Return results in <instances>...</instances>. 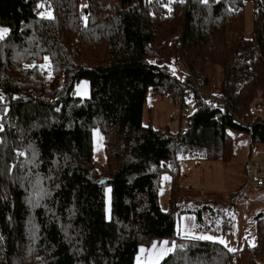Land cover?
<instances>
[{"label": "trees", "instance_id": "16d2710c", "mask_svg": "<svg viewBox=\"0 0 264 264\" xmlns=\"http://www.w3.org/2000/svg\"><path fill=\"white\" fill-rule=\"evenodd\" d=\"M246 1L0 0L9 26L0 38V111L8 112L0 120V264H137L139 246L162 238L176 245L158 264L264 261L262 216L256 241L233 252L177 233L178 188L169 210L158 192L163 172L175 181L186 156L231 158L234 128L264 143V115L247 123L257 97L264 108V0H252V35ZM84 77L90 93L77 95ZM151 88L181 105L192 93L186 127L143 123ZM95 125L104 132L102 165Z\"/></svg>", "mask_w": 264, "mask_h": 264}, {"label": "rangeland", "instance_id": "374dc122", "mask_svg": "<svg viewBox=\"0 0 264 264\" xmlns=\"http://www.w3.org/2000/svg\"><path fill=\"white\" fill-rule=\"evenodd\" d=\"M85 1V0H83ZM48 14L51 10H47ZM9 30V26L0 23V37ZM245 31L252 35L254 31V3H245ZM182 64H172V70L182 76ZM171 70V71H172ZM219 81V76L216 78ZM74 93L86 96L90 93V80H79L74 86ZM190 93V94H189ZM186 104L181 105L169 93L155 92L149 89L143 109V123L156 128H169L178 132L186 127L188 116L195 108V100L189 92ZM260 96L252 105L254 115H264ZM1 113V111H0ZM234 153L231 158H197L186 156L180 160L179 173L174 181L173 174L166 170L159 185L161 207L169 210L171 193L178 188L176 199L179 215L176 218V231L181 235L193 237H212L229 249H238L247 242L256 241L258 216L264 218V189L249 191L248 198L239 197L242 186L248 183L247 157L264 160V143L250 142L249 132L234 128L231 130ZM93 155L97 165L107 160L104 132L99 125L93 127ZM106 192V214L111 213V185ZM204 204L212 208L203 209ZM164 242H167L166 244ZM155 245V248L153 247ZM176 242L168 238L157 239L151 244H141L136 255V263L158 264L160 260L174 249ZM143 249V251H141ZM164 255L161 257V251ZM264 264V261L261 262Z\"/></svg>", "mask_w": 264, "mask_h": 264}, {"label": "built area", "instance_id": "2783aa9c", "mask_svg": "<svg viewBox=\"0 0 264 264\" xmlns=\"http://www.w3.org/2000/svg\"><path fill=\"white\" fill-rule=\"evenodd\" d=\"M171 0H158V2L165 4L169 3ZM185 1V0H182ZM42 12L41 5L37 6L35 8V14H40ZM44 73H47V70L44 71ZM196 88L200 89V86L197 85ZM203 91L204 97L206 99L211 100L214 102L217 106L223 107L225 102L221 100L218 96H216L213 93H210L208 91ZM189 91L186 92L188 94ZM36 97H41V91H36ZM8 112L0 113V120L3 119V117H7ZM257 115H254L250 121H247L249 125L254 123L257 120ZM247 171H248V183L244 184L242 186V189L240 191L239 197L241 199L248 198L249 191H261L264 189V160L261 159H255L253 157L248 159L247 163Z\"/></svg>", "mask_w": 264, "mask_h": 264}, {"label": "snow or ice", "instance_id": "6c2138e0", "mask_svg": "<svg viewBox=\"0 0 264 264\" xmlns=\"http://www.w3.org/2000/svg\"><path fill=\"white\" fill-rule=\"evenodd\" d=\"M204 2L205 3H207V0H204ZM0 38H2V37H0ZM202 239H212V237H201ZM165 244L167 243V242H164ZM220 243H225L224 241H220ZM153 247L155 248V245H153ZM141 251H143V249H141ZM164 251H166V250H163V251H161V253H160V255H161V257L164 255ZM229 251H235V249H229Z\"/></svg>", "mask_w": 264, "mask_h": 264}, {"label": "water", "instance_id": "95a60500", "mask_svg": "<svg viewBox=\"0 0 264 264\" xmlns=\"http://www.w3.org/2000/svg\"><path fill=\"white\" fill-rule=\"evenodd\" d=\"M106 181H107V179L104 178V179L101 180V183L106 182Z\"/></svg>", "mask_w": 264, "mask_h": 264}, {"label": "bare ground", "instance_id": "6f19581e", "mask_svg": "<svg viewBox=\"0 0 264 264\" xmlns=\"http://www.w3.org/2000/svg\"><path fill=\"white\" fill-rule=\"evenodd\" d=\"M249 158H250V157H249ZM249 158H248V159H249ZM248 159H247V163H248ZM247 175H248V171H247Z\"/></svg>", "mask_w": 264, "mask_h": 264}, {"label": "crops", "instance_id": "0c3cea01", "mask_svg": "<svg viewBox=\"0 0 264 264\" xmlns=\"http://www.w3.org/2000/svg\"><path fill=\"white\" fill-rule=\"evenodd\" d=\"M249 158V156L247 157V159Z\"/></svg>", "mask_w": 264, "mask_h": 264}]
</instances>
